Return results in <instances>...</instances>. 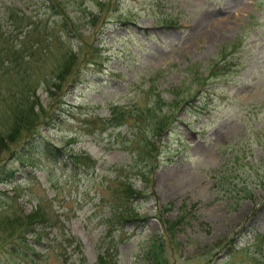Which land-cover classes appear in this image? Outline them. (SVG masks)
<instances>
[{
	"label": "rangeland",
	"instance_id": "1",
	"mask_svg": "<svg viewBox=\"0 0 264 264\" xmlns=\"http://www.w3.org/2000/svg\"><path fill=\"white\" fill-rule=\"evenodd\" d=\"M16 6L30 23L11 31L3 11ZM32 26L70 33L57 44L77 57L38 85L49 121L32 131L83 169L31 157L27 131L7 144L0 248L95 264L111 237L109 203L129 184L117 206L137 217L123 223L116 264L146 262L158 215L178 221L163 264H264V0H0V33ZM112 108L126 118L112 121ZM37 211L60 221L44 228ZM62 234L67 254L54 241Z\"/></svg>",
	"mask_w": 264,
	"mask_h": 264
},
{
	"label": "trees",
	"instance_id": "2",
	"mask_svg": "<svg viewBox=\"0 0 264 264\" xmlns=\"http://www.w3.org/2000/svg\"><path fill=\"white\" fill-rule=\"evenodd\" d=\"M3 13L12 24L13 28H10V30L12 29L11 31L16 28L26 27L30 23L26 13L20 11V7L18 6H16V9L10 7L4 10ZM33 28L34 26L26 29L25 33H0V71L2 70V73H0V82L2 79H5L3 83H0V154L2 150L6 149L7 144L16 141L23 132L27 131L28 134L22 142H24V148L29 151L31 149L34 151L30 155L31 157L34 153H38L41 156L50 158L46 159L48 161L59 162L60 167H69L72 164L74 167L83 169V165L77 155L71 154L63 157L60 146L44 138L38 131H32L36 124L40 122L41 118L44 124H47L49 121L47 119L44 120L43 117V105L39 103V96L36 94L38 85L43 83L45 89H47L50 85L48 83L49 77L55 73L59 77L61 73L70 71L67 66L72 65L73 60L77 58L72 48L67 47L65 44H61L62 46L57 44L61 38L59 33H41L42 28L40 27L39 33H34ZM69 35L70 33H66L65 38H61L63 39L62 41L64 42L67 36H71ZM51 40H55L56 44L52 45ZM84 71L87 70L84 69ZM55 86L58 88L60 84H55ZM112 109V117L110 118L112 121L119 122L122 118L123 120L126 118L125 112L121 113L114 108ZM164 117L165 119L167 118V116ZM16 159L18 163L24 162L21 156H18ZM83 162L87 161L83 160ZM6 170L4 168L2 172L5 173ZM13 172L12 169L8 168L5 175L0 171V176H3L2 178L4 180H8L13 176ZM132 190L130 185L127 184L122 189L123 194L120 193L116 201L109 203L111 214L104 221L106 236L111 237L107 242V249H104L98 255L95 264H116V261L113 259L114 255L118 252L120 242L126 237L123 223L132 217H137L127 215L124 210H119L117 206L119 203L118 199L126 197ZM32 214H30V217L33 220L40 218L41 224L44 222L42 224L44 228L45 224L47 226L49 220L53 224L60 221L57 218L52 219L51 216L49 219L42 212L40 213V211H37L34 217ZM144 217L140 219H144ZM158 218L161 221L163 229L161 233L150 238V243L145 252L146 262L143 264H163L167 251L170 250L167 242L169 239L172 240L171 238L175 234L174 223L178 221L173 222L160 215H158ZM119 221L122 224L118 225ZM31 231L35 234V237L32 238L33 243L39 244L41 249L49 246L44 245L41 241L42 236L38 229L30 227L29 232ZM115 231L117 233L119 232V235L114 233ZM71 239V237L62 234L58 240H54L62 254H67L66 248L69 246ZM74 247L78 248L77 244ZM16 252L18 255H14ZM41 252H35L27 245H15L12 249L0 248V264H47L45 263L46 259L44 256L40 254ZM63 264H67L66 258L64 257Z\"/></svg>",
	"mask_w": 264,
	"mask_h": 264
},
{
	"label": "bare ground",
	"instance_id": "3",
	"mask_svg": "<svg viewBox=\"0 0 264 264\" xmlns=\"http://www.w3.org/2000/svg\"><path fill=\"white\" fill-rule=\"evenodd\" d=\"M21 150V149H20ZM131 191V190H130ZM133 191V190H132ZM129 194V193H128ZM14 196V195H13ZM17 196V195H16ZM6 197V196H5ZM13 198V197H12ZM17 202V201H16ZM7 204V203H6ZM170 253V252H169Z\"/></svg>",
	"mask_w": 264,
	"mask_h": 264
}]
</instances>
